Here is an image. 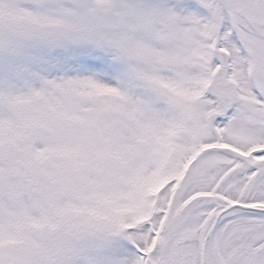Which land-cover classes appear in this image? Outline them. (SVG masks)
<instances>
[{
    "label": "snow or ice",
    "instance_id": "obj_1",
    "mask_svg": "<svg viewBox=\"0 0 264 264\" xmlns=\"http://www.w3.org/2000/svg\"><path fill=\"white\" fill-rule=\"evenodd\" d=\"M0 264H264V0H0Z\"/></svg>",
    "mask_w": 264,
    "mask_h": 264
}]
</instances>
